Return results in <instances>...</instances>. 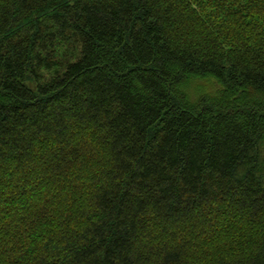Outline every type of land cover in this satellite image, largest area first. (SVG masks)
<instances>
[{
	"label": "trees",
	"instance_id": "1",
	"mask_svg": "<svg viewBox=\"0 0 264 264\" xmlns=\"http://www.w3.org/2000/svg\"><path fill=\"white\" fill-rule=\"evenodd\" d=\"M0 264H264V0H0Z\"/></svg>",
	"mask_w": 264,
	"mask_h": 264
}]
</instances>
